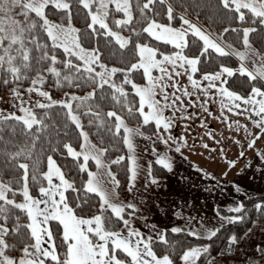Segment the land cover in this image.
Segmentation results:
<instances>
[{"label":"snow or ice","instance_id":"snow-or-ice-1","mask_svg":"<svg viewBox=\"0 0 264 264\" xmlns=\"http://www.w3.org/2000/svg\"><path fill=\"white\" fill-rule=\"evenodd\" d=\"M193 6H201L200 0L192 4L189 0H0V86L9 87L19 105L17 111L0 114V128L13 122L8 138L0 134V264H175L172 253L158 255L157 240L166 247L171 243L173 249L177 244L170 242L168 229L149 223L150 199L136 188L140 165L135 137L148 140L155 165L173 172V146L187 159L182 151L184 134L177 137L173 132L177 120L195 116L208 127L200 113L187 110L189 105L199 103L212 115L207 105L218 102L222 113L227 109L247 115L259 129L251 132L244 125L248 148L264 135V41L259 39L264 38V0L209 2L206 6L227 21L216 33L189 18ZM79 15L84 17L83 29L74 23ZM176 21L179 27L174 26ZM233 34L235 41H230ZM237 43L242 49L234 46ZM255 43L261 47H254ZM117 52L120 60L110 63ZM232 55L238 57V67L231 66ZM181 77H186L191 92ZM46 81H50L47 90ZM85 87L91 90L78 95ZM53 88L69 91L64 98L53 99ZM182 96L189 97L188 104ZM105 104L112 105L106 113ZM57 105L63 119L49 122ZM83 117L88 118L87 130ZM126 118L136 125L130 127ZM224 121L230 127L240 124L227 115ZM94 125L98 142L90 139ZM157 141L166 151L156 147ZM117 144L127 152L113 156L114 151L122 152ZM256 155L260 161L256 170L264 172V148ZM61 158L66 163L61 164ZM238 163L244 172L248 165L238 159H228L227 167ZM113 167L126 168L131 198L120 195L123 185ZM159 180L150 161L146 182L159 187ZM231 183L236 191H243ZM34 189L39 195L33 194ZM217 189L223 191L220 183L211 191ZM252 208L258 219H264V198ZM216 211L222 223L208 225L201 219L197 224V218L188 215L186 226H171V233L197 238L180 246L183 264H218L210 254L226 231L225 223L249 219L244 202L228 205L227 215ZM175 214L185 215L179 208ZM137 218L155 235L135 227ZM251 232L248 229L243 237L236 232L227 235L222 253L231 254ZM17 249L19 255H13ZM257 249L264 254V248L257 245Z\"/></svg>","mask_w":264,"mask_h":264},{"label":"rangeland","instance_id":"rangeland-1","mask_svg":"<svg viewBox=\"0 0 264 264\" xmlns=\"http://www.w3.org/2000/svg\"><path fill=\"white\" fill-rule=\"evenodd\" d=\"M253 46L256 47L255 45ZM233 56L240 63L238 57L235 55ZM180 79L181 83L183 85H187L188 90L191 92L192 89L191 86L187 84L186 77H181ZM171 91L172 89L169 87L168 92L171 93ZM25 95L27 96L28 94L25 93ZM32 95L35 96L36 94L32 93ZM64 95L52 97L53 99H61L64 98ZM169 99H172V97L169 96ZM181 99L185 104H188L189 97L182 96ZM191 99L195 100L196 97L193 95ZM203 99L204 97L201 94V100ZM209 99L215 100V98ZM177 103H179V101H177ZM18 107V102L14 103L13 97L10 93L0 96V114L7 115L10 111H17ZM207 107L210 109L212 115L204 112L199 103L195 105H189L187 110H195L196 112L200 113L205 119L208 127L200 125L197 122L198 118L195 116L187 118L183 121L179 119L177 120L176 127H174L173 132L177 137H179L182 133L184 134L186 145L182 147V151L184 152L185 156H187V159H183L180 157V154L175 153L173 146L170 155L175 159L174 171L169 172L165 170L166 172L159 176V187L151 184L150 181L146 182L149 162L153 161L154 163V157L151 154V145L145 137H135L137 143V163L140 165L136 180V188L140 193H143L145 196L149 197L150 203L147 204L149 223L157 225L158 229L170 230L171 226L173 225L184 227L186 226L185 217L188 215L196 217L197 224H199L201 219H203L208 225L222 223L220 216L216 213L217 211L215 212V209L213 210V207H220L224 211H228V205L241 202L244 199L243 194L248 191L251 193L256 190L254 188H247L238 192L235 190L234 185L230 184L231 178H224L220 181V184H222L221 186H223L225 190L222 192L219 189L216 191H211V189L219 183L215 182L216 176L212 178V181H209L210 183L208 186H205L203 184L201 185L199 178L196 176V172H193L192 164L197 165V167L201 169V157L202 159L212 158L210 155H206L207 150L211 151V153H216L217 150H220L221 145H223V147H230L233 143V140L231 139L232 134L230 133L237 131L234 129V125H231L230 127L229 123L224 121V116L227 115L230 121H237L236 119L238 118L243 119V115L230 113L227 111V109H224L222 113L218 102L210 103L207 105ZM165 112L166 114H171V109H166ZM177 116H179V112H177ZM217 117H219V119H217ZM185 124H187L188 127H185ZM222 130L223 133H220ZM239 130L240 132H244V126H239ZM209 132L211 133V136L209 135ZM222 136H226V138H223ZM171 143L172 142L170 141L169 144L171 145ZM193 144H195L194 148ZM204 144H208L210 147L205 148L203 146ZM146 146L148 147L147 152L144 151ZM156 147L161 152L166 151V146L159 141H157ZM228 159L225 160L227 161ZM211 164L212 163L210 162L207 165L213 168V165ZM177 170L180 172H177ZM213 173L216 175L214 171ZM174 180L182 184L181 189L183 192L181 191L177 193V189H174ZM191 193L194 195L193 198L190 197ZM197 194H201V196H197ZM120 195L126 200L131 198V193L127 191V187L122 192H120ZM157 201L159 203H157ZM181 204H183L184 207L181 208ZM178 208L185 214L183 217L177 216L175 214ZM227 224L229 223H225V225ZM134 226L140 228L145 235H155V230H151L149 227H146L143 219L137 218L134 221ZM248 258L252 264H258L260 261V257H256L254 254H251ZM211 259L217 260L218 264H246L243 262V258L240 254L224 256V258L212 257ZM180 264H183V262L180 261Z\"/></svg>","mask_w":264,"mask_h":264},{"label":"trees","instance_id":"trees-1","mask_svg":"<svg viewBox=\"0 0 264 264\" xmlns=\"http://www.w3.org/2000/svg\"><path fill=\"white\" fill-rule=\"evenodd\" d=\"M133 2H135V0H133ZM193 2H194V0H189L190 4H192ZM209 2L214 4L215 0H200L201 6L191 7L189 9V18L192 19L193 21L198 20L199 26H201L205 31H211L213 33H216L219 31V28L221 26H226L227 21L224 19V17L222 15L217 13V11L214 7L206 6L209 4ZM245 11H247V10H245ZM50 19H57V18L50 17ZM164 20L166 21V17L164 18ZM74 23L76 24L77 27L83 29L85 27L83 15L76 16L74 19ZM210 25H211V27H210ZM174 26H179L178 21L174 22ZM125 34H127V33H125ZM144 35H147V34H144ZM149 39H151V38H149ZM259 39L264 41V38H259ZM229 40L235 41V34H233L231 37H229ZM159 43L162 44L163 42H159ZM93 44H94V41H93ZM254 45L258 48L261 47V43H255ZM234 46L237 48H241L242 44L237 43ZM169 47H171V46H169ZM108 52L110 53L111 49H109ZM107 58L108 57L106 56V59ZM119 60H120V53L117 52L115 56L111 57L110 63H117ZM230 63H231V66H233V67H238V65H239V62L237 61V59L233 55L230 58ZM59 66L62 67V65H59ZM208 67L211 68L212 66L209 65ZM235 75L239 76V73H236ZM28 83H30V81ZM48 84H50V81H46V85H45L46 90H47ZM26 87H27V83H25L23 85L21 90L25 89ZM105 87H107V86H105ZM72 90L75 91V89H72ZM90 90H91L90 88L85 87V88L79 90L77 94L78 95H84V93L86 91H90ZM68 91H69L68 88H64L63 91H61L60 89L53 88L52 89V96H61V95H64L65 92H68ZM8 93H10L9 87L0 86V96L8 94ZM109 99H111L110 96H109ZM89 103H93V102L89 101ZM74 106H75V102H74ZM109 107H112V105L111 104H105L104 105L105 113ZM35 110L38 112L42 111L41 109H35ZM79 111L83 112V109H80ZM62 119H63V113L59 111V106L58 105L53 106V108L51 109V120L49 122H51V121L61 122ZM87 120H88L87 117L82 118V123H83L86 130L88 129ZM125 122L128 123L129 126H135L137 123L135 120H129L128 118H126ZM12 123H13L12 121H9L7 125L0 128V134H2L3 137H5V138L9 137V135H10L9 129L11 128ZM18 127L19 126L17 125V128ZM144 127L146 128L147 126H144ZM54 131H55V129H53V132ZM61 135H62V133H61ZM71 135H72L73 141H75L76 140V133H72ZM90 139H92L93 142L99 141V137L96 135V132H95V125L92 127ZM116 147H117V149H122V152L114 151L112 153L113 156L127 152V149L123 148L122 144H117ZM71 159L72 158H70V157L67 158V160H71ZM59 162L61 164H64V163H66V160L64 158H61ZM121 163L123 164L124 162H121ZM113 171L117 172L118 178L121 180L123 187H121L120 192H122L127 187V176L125 174L126 168L125 167H113ZM165 172L166 171H165V169H163V167H160V166L155 165L153 163V174L154 175L161 176ZM84 178L86 179V176ZM77 179H80V177H77ZM33 194L37 195L38 192L34 189ZM261 198H264V195L244 198L241 201V202H244L245 205L249 209V219L245 223L237 222L236 224L229 223V224L225 225L226 231L220 235V238L218 240H216V242L212 248L210 258L217 256V255H220V254H224V253H222L221 249L224 247V245L227 244V235H231L233 232H236L242 237L244 235V233L253 225L251 222L252 220H257V222H263L264 223V219H258L257 214L255 212V209L252 208V204L256 200L261 199ZM96 199L98 201V197ZM97 207H98V205H97ZM217 208H219L220 212L224 213L225 215L229 214L228 211H224L220 207H217ZM166 235L169 237L170 242L171 241L176 242L177 247L175 249H173L171 247V243L169 244V246L166 247L163 245L162 242L157 240L156 244L158 245V248L156 250L158 252V255H163L165 252H170V253H172V255L174 257L175 264H180V260H179V255L181 253V247L180 246L181 245L187 246L188 244H191L193 241H195L197 238L187 236L183 232L182 233H171L170 230L166 233ZM185 241H187V244H185ZM200 242L205 243L207 241L201 240ZM20 246L22 247V244ZM12 254L18 256L19 250L17 249V251L15 253H12ZM256 256L260 257L259 258L260 260L264 259V254H262L260 251H258V254ZM261 264H264V261Z\"/></svg>","mask_w":264,"mask_h":264},{"label":"crops","instance_id":"crops-1","mask_svg":"<svg viewBox=\"0 0 264 264\" xmlns=\"http://www.w3.org/2000/svg\"><path fill=\"white\" fill-rule=\"evenodd\" d=\"M243 119L238 118L236 119L237 121L240 122L239 125H234V129L237 131V127L239 126H244L247 125L248 130L251 132H256L259 131V129L252 125L251 120L248 118V116L243 115ZM245 130V128H244ZM223 133V130L220 132ZM225 133V132H224ZM226 134V133H225ZM231 139L233 140V143L231 144L230 147H223L224 152L221 154V148L220 150H217V152L211 153V151H206V155H210L212 158L211 159H202L201 157V170L203 171H198L197 169L193 168V172H196L197 178H199V182H201V185L208 186L209 181H212V178L216 176V181L219 182L223 180L224 178H231V182H235V184H238L240 188L243 190L247 188H254L256 189L253 192H246L243 194V197H248V196H260L264 195V172H260L256 170V164L260 163L258 157H257V152L264 148V135L261 137H257L254 145L252 148L247 147V142L250 139L248 132H234L230 133ZM223 137V136H222ZM223 138H226L223 137ZM239 141V143H237ZM258 143V144H257ZM243 151L244 156L240 157L239 153ZM225 157L230 158V159H238L241 161L244 165H248L246 170L244 172H240L239 169L241 167V163H238L237 165L233 166L231 170L228 169L227 167V161L225 160ZM249 161H251V164L249 165ZM212 163L213 165L211 168L207 164ZM213 171L216 173V175L213 173ZM227 171V176L223 175V172ZM177 172H180L177 170ZM203 172H208L211 173V176H204ZM218 174V175H217ZM231 174V175H230ZM233 185V183H231ZM175 185L174 189H177V193L183 192L181 189L182 184L178 183L174 180ZM222 185V184H220ZM224 189L223 186H221ZM197 196H201V194H197ZM191 198L194 197L191 193ZM241 201V200H240ZM217 207H213V210L215 209L216 212ZM217 213V212H216ZM249 229H252V232L242 240L241 244L239 246L234 247V250L231 254H220L217 256H214L215 258H224V256H232L234 254H240L241 257L243 258V262L246 264H249V258L251 254H254L256 256L258 254V249L257 245L260 247L264 248V223L263 222H257L256 225H252ZM259 230V231H256ZM126 232V231H125ZM244 236V235H243ZM242 236V237H243ZM213 257V258H214ZM257 257V256H256ZM212 258V257H211ZM264 261V259L260 260L258 264H261Z\"/></svg>","mask_w":264,"mask_h":264}]
</instances>
